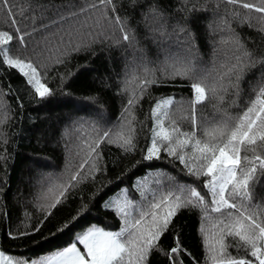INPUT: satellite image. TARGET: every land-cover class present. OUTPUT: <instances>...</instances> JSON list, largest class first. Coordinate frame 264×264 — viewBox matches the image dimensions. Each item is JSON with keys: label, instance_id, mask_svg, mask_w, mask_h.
I'll return each mask as SVG.
<instances>
[{"label": "snow or ice", "instance_id": "1", "mask_svg": "<svg viewBox=\"0 0 264 264\" xmlns=\"http://www.w3.org/2000/svg\"><path fill=\"white\" fill-rule=\"evenodd\" d=\"M0 3L9 8L8 17L15 30L9 33L0 29V67L6 65L17 71L38 104L49 102L56 91L49 86L47 76L30 59L10 54L9 46L14 39L23 46L29 33L21 32L8 0H0ZM209 4H214L215 9H209ZM221 4L231 7L218 22L208 24L210 34L219 37L212 42L213 64L209 68L200 54L198 36L190 21L195 14L210 10L216 16ZM128 5L135 11L144 6V0H128ZM123 6L124 0H97L81 9L99 8L101 16L96 26L101 31L97 36L105 35L106 21L120 33L112 43L125 52L131 50L132 60L125 65L126 78L120 89L121 95L128 94L120 130L104 131L85 141L81 148L85 159L80 169L92 161L90 174L99 171L96 163L102 159L99 149L104 142L115 143L126 153L135 151L136 124L147 127L136 120V109L145 97L153 99V86L190 87L191 98H154L155 103L150 105L145 117L151 120V127L150 144L145 143L143 160H161L165 153L183 166L187 176L196 181L204 178L202 189L195 183H180L176 177L166 176L167 188L153 190L151 199L144 197V204L134 203L125 192L123 200L105 204L120 218L119 231L93 225L78 234L70 246L57 250L52 256L32 260L31 264H151L150 258L155 252L165 256L168 264H185L184 256L188 253L178 233L170 249L164 250L160 245L161 237L170 228L175 231L173 220L182 209L199 210L202 221L212 222L210 229L201 228L206 247L204 264H264V196L257 191L264 187V55L250 49L232 24L238 20L264 35V0H203V3L178 0L175 12L183 14V23L178 21L172 32L167 28L169 14L158 0H151L147 11L142 13L145 29L157 50L165 54L160 66L152 68L149 65L153 61L148 58L147 50L139 47L137 30L130 25L129 14H120ZM240 8L247 13L243 18ZM252 13L259 15L254 17ZM166 42L174 43L177 51H172L171 43L165 48ZM81 50H90V46L73 48L77 53ZM60 79L63 81L64 77ZM177 80L188 83L176 85L173 82ZM246 93H249L247 98ZM12 95V87L9 85L5 90L0 83V145L9 144L5 126L12 128L17 123L14 117L18 113L5 100ZM241 102L242 110L234 115L230 109L241 107ZM209 103H212L213 114L206 116ZM182 123L190 124V129L185 130ZM10 159L9 154L0 153V161L7 164ZM79 175V172L74 174L71 181H77ZM155 183L161 185L159 179ZM71 186V183L60 185L54 202L47 207L55 208L60 204ZM141 191L148 192L147 184L141 186ZM33 231L40 229L34 227ZM232 247L236 248V255L229 251ZM241 250L245 255H239ZM0 264H28V261L14 260L0 252Z\"/></svg>", "mask_w": 264, "mask_h": 264}, {"label": "trees", "instance_id": "2", "mask_svg": "<svg viewBox=\"0 0 264 264\" xmlns=\"http://www.w3.org/2000/svg\"><path fill=\"white\" fill-rule=\"evenodd\" d=\"M200 2L203 3V0ZM93 3L97 0H8L21 32L29 33L23 46L14 39L9 46L10 54L30 59L47 76L49 86L56 91L49 102L38 104L29 95L30 88L17 71L8 69L6 65L0 67V83L5 90L9 85L13 89V95L5 98L6 103L13 105L18 113L14 117L16 125L4 128L9 144L0 145V153L11 156L7 164L0 161V252L14 260L30 261L62 250L70 246L79 233L93 225L119 230L122 226L120 218L113 209L106 208L104 202L121 190L128 192L127 198L134 203L144 204V197L151 199L153 190L167 188L169 182L165 180L166 176L176 177L180 183H195L202 189L204 178L196 181L194 177L187 176L183 166L165 153H162L161 160H143L145 143L150 144L151 127V120L145 117L150 105L155 103L154 98H191L190 87L171 84L153 86V99L145 97L136 109V120L144 122L147 127L141 128L139 123L136 124L135 151L126 153L115 143L104 142L99 149L102 159L96 163L99 171L90 174L92 161L80 169L85 159V154L81 152L85 141L104 131L115 133L120 130L123 109L128 100V94L121 95L120 89L126 78L125 65L132 60L131 50L125 52L112 43L120 37V33L106 21L105 35L97 36L101 29L96 26V21L101 11L99 8L81 11ZM149 3L151 0H144V6L133 11L128 0H124L120 14H129L130 25L137 30L139 47L147 50L148 58L153 61L149 65L152 68L160 66L165 54L157 50L145 29L142 13L147 11ZM158 3L169 14L167 28L172 32L178 21L183 23V14L175 12L178 0H158ZM208 7L215 9L214 4ZM230 7L221 4L216 16L210 10L195 14L190 21L198 36L200 54L209 68L213 64L212 42L219 37L210 34L208 24L214 20L218 22ZM8 11L9 8L0 3V29L14 33ZM239 11L241 18L247 15L243 8ZM252 15L256 17L259 14ZM253 23L256 21L253 20ZM232 24L250 49L264 55V35L247 24H240L238 20L232 21ZM175 39L173 36L172 40ZM170 43L166 42L165 48ZM77 45L82 48L89 45L90 50L77 53L73 51ZM171 48L177 51L174 43H171ZM173 83L184 85L188 82L177 80ZM245 95L247 98L249 93ZM242 107L243 102L241 107L231 108L230 111L235 115ZM212 114V103H209L204 115ZM181 126L185 130L190 129V124L182 123ZM77 172L80 173L77 181H71ZM144 177L148 179L144 180ZM157 179L161 185L155 183ZM69 183L72 186L62 202L55 208H48L54 202L59 186ZM144 184L148 188L146 193L141 191ZM257 191L264 196V187ZM173 223L175 231L170 228L161 237V247L170 249L178 233L188 253L184 256L185 264H204L206 247L201 228L210 229L212 222L202 221L199 210L182 209ZM65 225L68 227L65 228ZM34 227L40 231L34 232ZM25 232L29 234L21 235ZM229 251L237 254L235 247ZM239 255H245L244 251L241 250ZM150 261L151 264H168L167 258L158 252L152 254Z\"/></svg>", "mask_w": 264, "mask_h": 264}, {"label": "rangeland", "instance_id": "3", "mask_svg": "<svg viewBox=\"0 0 264 264\" xmlns=\"http://www.w3.org/2000/svg\"><path fill=\"white\" fill-rule=\"evenodd\" d=\"M52 194H53V191H52ZM124 199V190H121L119 192H117L116 194H114L110 199L106 200L104 202V206L107 202H114L116 200H123ZM106 208H109V209H112V207H106ZM106 230H109V229H106ZM112 231H119V230H112ZM84 232V231H83ZM83 232L79 233V234H82ZM78 247H81L82 249V246H79ZM55 253H46L44 255H41L40 257H36V258H33L32 260H37V259H43V258H46V257H49V256H52L54 255ZM5 255V254H4ZM7 256V255H5ZM9 257V256H8ZM28 261V264H31V261Z\"/></svg>", "mask_w": 264, "mask_h": 264}]
</instances>
